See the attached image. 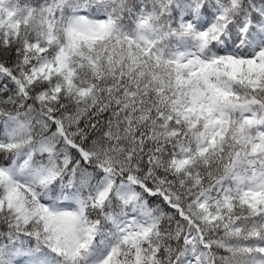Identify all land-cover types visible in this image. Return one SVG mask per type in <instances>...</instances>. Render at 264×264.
Here are the masks:
<instances>
[{"label": "snow or ice", "instance_id": "obj_1", "mask_svg": "<svg viewBox=\"0 0 264 264\" xmlns=\"http://www.w3.org/2000/svg\"><path fill=\"white\" fill-rule=\"evenodd\" d=\"M0 264H264V0H0Z\"/></svg>", "mask_w": 264, "mask_h": 264}]
</instances>
